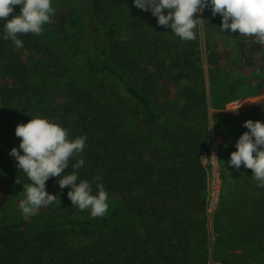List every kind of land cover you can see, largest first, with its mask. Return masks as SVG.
I'll use <instances>...</instances> for the list:
<instances>
[{
  "label": "trees",
  "instance_id": "1",
  "mask_svg": "<svg viewBox=\"0 0 264 264\" xmlns=\"http://www.w3.org/2000/svg\"><path fill=\"white\" fill-rule=\"evenodd\" d=\"M121 1H88L91 20L86 23L88 43L85 67L89 72H106L115 76L139 103L144 113L142 124L130 126L128 116L120 108L95 100L76 86L69 90V101L60 107L44 110L43 117L66 127L69 138L86 137L85 148L78 154L83 157L84 165L75 170L78 180H89L95 192L96 182L92 178L99 175V182L107 193L120 199L121 206L113 215L146 219L148 235H154L155 226L174 222L171 228L180 237L177 242H172L169 236L165 248L157 257L135 251L131 253L133 257L128 259V264H177L179 252L181 256L185 255V246H180L187 228L183 227L180 219L183 204L197 200L204 189L200 153L205 138L193 126L180 123L170 127L162 123L151 104V96L161 82L179 80L178 67L193 68L198 55L193 44L167 56L162 52L167 47V41L155 34L146 37L143 31L147 24H153L158 29H166V26L158 25L150 11H142L133 4L137 8V16L129 22L127 38H119L112 23H107L105 30L101 19L107 18L108 9ZM18 12V6H14V13ZM12 15L0 18V34L2 23ZM79 17L83 20L80 14ZM210 19L217 21L219 17ZM94 26L100 27L104 35H95ZM18 38L22 41L19 48L11 40L0 38L1 184L27 180L25 174L17 169L9 150L13 146L18 148L19 138L14 128L18 122H26L22 115L31 105V95L38 92L33 82L43 70V65L39 59L34 60V55L41 52L53 54L38 34H18ZM209 62L214 63V58H210ZM135 79H140V86ZM181 95L183 102L178 115L184 121L200 107L205 110L204 92L188 86L181 90ZM249 118L264 122V103L247 111L224 109L215 114L214 122L220 134L226 136L234 128L244 127L243 121ZM73 162L74 159L70 160V164ZM66 171H72L70 166ZM45 185L55 194L66 197L70 187L61 189L56 177H50ZM201 203H204V198ZM71 215L73 213L69 211L60 222L55 220L43 224L25 218L0 223V264H121L116 239L122 240L127 236L125 234L134 233L137 229L122 230L121 225H109L107 216L99 219L67 218ZM64 223L76 224L84 229L96 225L99 231L107 227L111 230L107 238L102 236L97 240L102 243L100 249L85 246L74 249L67 243L65 230L60 226ZM32 227L41 228L30 233ZM223 262L243 264L230 263L226 259Z\"/></svg>",
  "mask_w": 264,
  "mask_h": 264
},
{
  "label": "rangeland",
  "instance_id": "2",
  "mask_svg": "<svg viewBox=\"0 0 264 264\" xmlns=\"http://www.w3.org/2000/svg\"><path fill=\"white\" fill-rule=\"evenodd\" d=\"M88 1L51 0L55 11L38 35L53 54L41 52L34 55V60L39 59L42 63L43 70L34 79L38 92L31 95V105L26 108L22 118L28 121L33 115L43 116L44 110L60 107L71 99L69 90L76 86L88 92L91 98L120 108L128 116L130 126L136 123L140 126L144 113L122 83L109 73L89 72L85 67L88 43L86 23L91 20ZM108 11L109 16L101 19L105 30L107 23H112L119 38H127L129 22L137 16V8L132 5V0H123ZM193 15L194 18L199 16L204 22L201 24L197 21V28L194 29L196 36L189 41H181L167 26L166 29H158L153 24L143 27L146 37L155 34L167 41V47L162 50L167 56L193 44L198 55L193 68L178 67L177 72L181 75L179 80L174 83L161 82L151 96V104L162 123L170 127L180 123L193 126L205 138L200 153L204 189L197 200L183 204L180 219L184 223L183 227L187 228L180 246H185V255L181 256L179 252L177 264H229L223 262L224 259L230 263L264 264V188L257 187L250 168L241 165L240 169H236L227 163L230 153L235 150V140L247 129L237 127L223 136L214 122L217 112L230 109L238 103L243 102L238 110L245 111L254 105L261 107L264 103V45L254 43L251 37L237 35V32L221 31L220 15L213 16L210 9ZM211 17L219 19L212 21ZM94 28L95 35H104L100 27ZM210 58H214V63L209 62ZM134 81L140 86V79ZM188 86L204 92L206 105L205 110L200 107L184 121L178 112L183 102L181 90ZM152 143H156V140H152ZM212 171L219 183L217 202L210 210L208 196ZM27 182L0 183V223L24 218L18 201L23 197L22 184ZM45 187L47 192L57 196V200L27 218L32 222H60L64 214L71 211L73 215L67 218L99 219L107 216L109 225H121L122 230L137 229L134 232L136 234L128 233L124 239H116L121 264H128V259L133 257L131 253L135 251H144L150 257H157L165 248L169 236L172 242L180 239L171 228L174 222L167 221L155 226L154 235H148L146 219L113 215L116 208L121 206L120 199L114 194H108L105 215L93 218L87 210L81 211L72 205L66 196L55 194ZM202 198L204 203H201ZM60 226L65 230L67 243L74 249L82 246L100 249L102 243L97 240L102 236L107 238L111 230L107 227L99 231L96 225H90L88 229L70 223ZM40 228L32 227L30 233Z\"/></svg>",
  "mask_w": 264,
  "mask_h": 264
},
{
  "label": "clouds",
  "instance_id": "3",
  "mask_svg": "<svg viewBox=\"0 0 264 264\" xmlns=\"http://www.w3.org/2000/svg\"><path fill=\"white\" fill-rule=\"evenodd\" d=\"M132 4L142 11H150L158 25L167 26L181 41L195 38L197 21L204 22L194 13L210 9L213 16L219 14L221 31L237 32V35L251 37L253 42L264 45V0H132ZM19 12L14 13V6ZM55 9L51 0H0V18H6L0 38L11 40L16 47H22L18 34H40L43 25L50 21ZM243 103V102H242ZM242 103L228 110L236 112ZM243 131L235 140V150L228 158V165L240 169L241 165L252 170V178L257 187L264 188V122L259 119L243 121ZM19 145L9 150L16 167L27 177L23 183V197L18 201L21 215L27 219L38 209L57 200V196L46 191L45 182L56 177L61 189L70 186L67 197L79 210H87L89 216L102 217L108 209V193L101 177L92 178V183L79 179L76 169L84 165L82 156L86 137L69 138V131L58 122L40 115H33L14 128ZM74 162L70 164V160ZM70 166L72 171H66Z\"/></svg>",
  "mask_w": 264,
  "mask_h": 264
},
{
  "label": "built area",
  "instance_id": "4",
  "mask_svg": "<svg viewBox=\"0 0 264 264\" xmlns=\"http://www.w3.org/2000/svg\"><path fill=\"white\" fill-rule=\"evenodd\" d=\"M211 188L208 196V207L211 210L216 202H217V193H218V177L214 174V172H211Z\"/></svg>",
  "mask_w": 264,
  "mask_h": 264
}]
</instances>
